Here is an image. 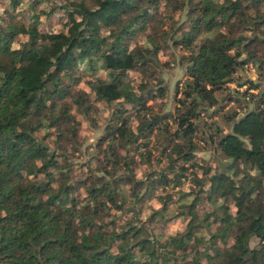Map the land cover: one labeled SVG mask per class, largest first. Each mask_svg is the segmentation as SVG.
<instances>
[{
    "label": "trees",
    "instance_id": "1",
    "mask_svg": "<svg viewBox=\"0 0 264 264\" xmlns=\"http://www.w3.org/2000/svg\"><path fill=\"white\" fill-rule=\"evenodd\" d=\"M0 8V264H264V0H0ZM54 29L59 34L51 35ZM169 48L181 53L184 75L191 77L183 88L177 81L174 92L159 73V56ZM242 54L246 59L239 60ZM249 64L257 82H239L237 71ZM101 70L108 79L89 82L94 96L77 89ZM137 80L140 96L132 90ZM232 82L258 95L234 90L227 101L241 111L252 108L239 122L226 105L209 116L223 111L222 125L246 136L251 150L237 136H223L214 119L199 126L203 111ZM121 96L124 102L115 103ZM73 107L93 126L102 108L112 110L106 135L79 165L71 162L81 127ZM134 119L139 136L130 131ZM200 141L229 164L218 171L199 161ZM157 150L156 165L166 158L168 166L135 181L133 170L152 167ZM92 160L109 180L95 175ZM197 169L203 180L195 178ZM189 175L199 191L176 194L195 196L177 210L191 220L161 243L179 217L171 214L172 195L156 193L182 187ZM153 198L164 208L141 221ZM159 222L161 231L153 233Z\"/></svg>",
    "mask_w": 264,
    "mask_h": 264
},
{
    "label": "clouds",
    "instance_id": "2",
    "mask_svg": "<svg viewBox=\"0 0 264 264\" xmlns=\"http://www.w3.org/2000/svg\"><path fill=\"white\" fill-rule=\"evenodd\" d=\"M218 2L220 4H223L224 0H218ZM23 7V6H22ZM17 11H19V9H17ZM3 12V9L0 8V13ZM44 18L41 17V20H43ZM177 19H179V15L177 16ZM221 31L223 32L224 30L221 29ZM51 35H57L59 34V30L58 29H54L52 33H50ZM65 34L66 30H65ZM26 40V38H25ZM141 46H147L149 49L151 48L150 44H146L145 41H141ZM136 45H131L129 48V52H132L133 50H135ZM13 49L14 50H18L19 49V45H13ZM234 51L230 53V55H234ZM184 55H190L189 53H184ZM159 59L161 61V63H168L169 64V68L164 69V79L168 80L169 77H171V84H170V90L171 91H175L176 90V85H177V81H181L180 83V88L184 87L183 82L185 80H190L191 77H185L184 72L182 71V69L178 66V64L176 63H172L169 60V57L164 56L163 54H160ZM239 60H244L246 59V54H242L239 58ZM249 67H251V65H249ZM81 71H84V66H81ZM129 75H133L132 72H129ZM246 75L247 79H250L253 83L257 82V73L255 68H252L251 72L244 74ZM96 78H103L105 80L108 79V72L101 70L99 72L96 73V76L93 77L91 75H87L84 77V79H82L80 81V83L77 85V89L83 91L85 94L89 95V96H94L95 93L93 92L92 87L90 86L89 82H95ZM140 81L137 80L135 84H133L132 86V90L135 93L136 96H140L141 93L138 89V87L136 86L137 84H139ZM153 83H155V81H153ZM229 89L231 90H235L238 91L240 93H244L246 90L250 91L252 95H258V92L254 89L249 90L248 89V85L245 84L243 87L237 89L236 84H230L227 86ZM209 90L210 86H208ZM178 98L183 100L185 99L183 92H180L178 94ZM194 97H189L187 99V103H191V100ZM124 97L121 96L119 97L115 103L120 104L124 102ZM198 99V98H196ZM245 100H247V97H244ZM160 103V102H158ZM163 103H167V107L164 108L165 112H168L171 108V100L169 99L168 101H165ZM149 107L152 106L151 102L148 105ZM177 107H179V105H177ZM252 108V104L249 103L248 108L244 109L243 111H241L239 108L236 107L235 104H231L229 105V109H235L237 115H235L234 119L239 122L240 119H242L247 111H249ZM229 109H225V111L227 112ZM209 112L215 111V106H212L208 109ZM70 114L72 116H74L76 118V120L80 123L81 127L79 129V137H80V150L79 152H77L75 154V156L72 159V163L75 165H79L81 163H85L87 161H89L92 157V155H94L95 151H96V144L97 142L101 139V137H104L106 135L105 133V128L107 127L108 121L110 120L111 116H112V110L109 108H102L101 112L94 117V119L96 120V125L93 126V124L91 123V120L89 119H85L84 116L77 114L76 109L73 107ZM214 121L217 123H221L219 121V118H214ZM209 124L213 123L212 120L208 121ZM140 127V121L134 119L132 122V125L130 127V131L131 134L133 136H139L140 133L138 131ZM221 127L223 129V136H229V135H233V136H237V138L239 140H241L243 142L244 145L247 146V148L249 150H251V144L248 141V138L246 136H239L238 134H236L232 128L230 127H224L221 124ZM173 130H175V126H173ZM51 131H55V129H51ZM46 134V130H42L40 132V135L43 136ZM52 139H55V137H53ZM152 143L153 145H155L156 140L155 137L152 138ZM107 143H105L103 145V147L106 149L107 148ZM201 148H204L203 143L200 144ZM141 151H143V149H141ZM121 156H125L126 152L124 150L121 151L120 153ZM152 167L149 166L148 163H144L142 165V167L138 168V169H134V180L137 182H146L147 181V173L155 170H159V169H163L166 168L169 164L168 159L164 158L162 159V161L159 163V165H156L155 163V158L159 155L158 150L157 151H153L152 152ZM194 155L199 158V159H204L207 160L210 158L211 156V151L210 150H205V151H197L194 153ZM136 161L139 162L140 161V157L136 156L135 157ZM173 159H175V157H173ZM37 166H41L40 163L38 162ZM92 171H94L96 176H102L104 177L105 180H109L110 177L105 176V173L103 171H97V164L95 162V160H92L91 165H90ZM213 168H215V164H213ZM82 171L87 174L89 172V168L85 167L84 169H82ZM211 175V174H210ZM249 175L251 176H255L256 172L255 170L251 171L249 173ZM195 178L197 180H203L204 179V174L203 172H201L199 169L196 170L195 173ZM236 179H240V177H237ZM168 180L169 181H173L174 180V175L173 174H169L168 175ZM192 177L191 175H189L188 179L186 181H182V187H175L174 185L170 184L168 189L165 190H161L159 192L156 193V197H160L161 195L167 196L169 194L172 195V200L175 202L172 205H170L171 208V214L174 216H178L179 218L176 220V222L174 224L169 225L162 237H161V243H163L164 241L168 240L170 237H175L176 234L182 233L185 228L187 227L189 221L191 220V217H187L184 218L183 216L180 215V213L177 211L182 205H186V204H191V202L195 199L194 195H187L185 199L181 200L180 196L177 195L176 193H183V194H188V193H192L193 190L195 191H199V189L196 187L195 184H193L192 182ZM53 187H56L55 185H53ZM211 187L210 184H206L204 186V191H207L209 188ZM131 188V184L125 185L124 186V191L128 192V190ZM86 195V194H85ZM218 205H222L224 202L223 200H220L217 202ZM109 208H111V204L108 205ZM162 208H164V204H162L160 202V200L158 198H153L152 200L148 201V207L147 210L143 211L141 216H140V220L141 221H146L148 219L149 216L152 215L153 211L159 212ZM238 209L235 206V204H233L231 206V213L233 218H235V215L237 213ZM115 215H119L120 213H114ZM137 227H139V225H137Z\"/></svg>",
    "mask_w": 264,
    "mask_h": 264
},
{
    "label": "rangeland",
    "instance_id": "3",
    "mask_svg": "<svg viewBox=\"0 0 264 264\" xmlns=\"http://www.w3.org/2000/svg\"><path fill=\"white\" fill-rule=\"evenodd\" d=\"M59 1H60V0H54V3L57 4ZM54 15H55V16H54V17H55V21H58V18L61 17V12H60V11H57ZM57 17H58V18H57ZM61 22L63 23V22H64V19H61ZM180 55H181L180 52L174 50L173 48H169V49L165 52V55H164V56L169 57L170 62L178 64V66H179V67L182 69V71L184 72V63H181L180 60H179ZM160 63H161V62H160ZM249 65H250V64H249ZM249 65H247L244 69H239V70L237 71V75L239 76V82H245V81L248 80V79L246 78V75H244V74L251 72V70H252L253 67H252V66L249 67ZM160 66H161V67L159 68L160 77L164 80L165 84L168 86L169 91H171V90H170V87H169L170 84H171V77H169L168 80H165V79L163 78L164 75H165V73H164V69L169 68V64H168V63H161ZM230 84H236V83H235V82H232V83H229L228 85H230ZM236 87H237V86H236ZM242 87H243V86H242ZM239 88H241V87H237V89H239ZM227 93H234V90H231V89H229V88L227 87V89H225V91H224L223 93H218L219 103L215 106V109H216L217 107H219V106H222V105H226V106L224 107V110L229 108V105H231L232 102L229 103V102L227 101V98H228ZM169 99H170V98L168 97V100H169ZM168 100H167V101H168ZM170 100H171V99H170ZM166 104H167V103H166ZM167 106H168V105H166V107H167ZM209 108H210V107H207V108L203 111L204 115H203V113H202V117H203V118H202V120L199 121V126L201 127V129H203V127H202V125H203V121L208 122V121H210L211 119H214V118H219V121L221 122L220 124H222V121H221V118H220L221 116H220V115H221V113H222L223 111H219L218 114H214V115H212V117H210V116H209V113H210V112L208 111ZM205 139H206V137H205ZM206 142H207V141H206ZM206 142H205V141H200V144L203 143V145H204V148H202L200 151L210 150V151H211V156H210V158L207 159V160L199 159V158H198L199 161H201V162H205V163L210 162L212 166H213V164H215L216 169H217L218 171H221L222 169H224V168L226 167L227 164H229V163H228V159L221 157L219 154H216V153L214 152L213 148L210 147V146H208V144H207ZM158 192H159V189H158ZM230 210H231V209H230ZM174 223H175V222H171V223H169V225L174 224ZM151 226L153 227V228H152V232H153V233H159V232L161 231V224H160V222L157 223L156 225H151ZM214 228H215V224L212 225L211 230H214ZM257 242H258L257 238H256V237H252L251 240H250V243H249V244H250V246H255V245L257 244Z\"/></svg>",
    "mask_w": 264,
    "mask_h": 264
}]
</instances>
